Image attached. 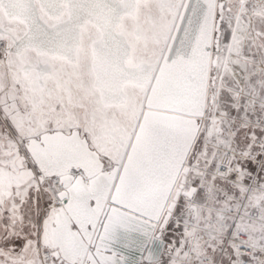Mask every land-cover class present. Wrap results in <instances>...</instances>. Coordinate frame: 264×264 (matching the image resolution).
Wrapping results in <instances>:
<instances>
[{
	"label": "snow or ice",
	"instance_id": "obj_1",
	"mask_svg": "<svg viewBox=\"0 0 264 264\" xmlns=\"http://www.w3.org/2000/svg\"><path fill=\"white\" fill-rule=\"evenodd\" d=\"M121 237L264 264V0H0V264Z\"/></svg>",
	"mask_w": 264,
	"mask_h": 264
},
{
	"label": "water",
	"instance_id": "obj_2",
	"mask_svg": "<svg viewBox=\"0 0 264 264\" xmlns=\"http://www.w3.org/2000/svg\"><path fill=\"white\" fill-rule=\"evenodd\" d=\"M121 238L113 242V247L116 251L126 257V264H141L142 259L145 255V249L142 247H124L120 242ZM154 256H160L164 251V245L160 241H155L149 246Z\"/></svg>",
	"mask_w": 264,
	"mask_h": 264
}]
</instances>
